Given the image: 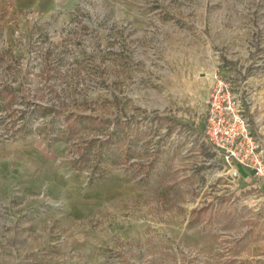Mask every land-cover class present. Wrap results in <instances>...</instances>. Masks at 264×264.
I'll return each instance as SVG.
<instances>
[{
  "label": "rangeland",
  "instance_id": "374dc122",
  "mask_svg": "<svg viewBox=\"0 0 264 264\" xmlns=\"http://www.w3.org/2000/svg\"><path fill=\"white\" fill-rule=\"evenodd\" d=\"M215 74L264 146V0H0L13 264H264V182L203 138Z\"/></svg>",
  "mask_w": 264,
  "mask_h": 264
},
{
  "label": "built area",
  "instance_id": "2783aa9c",
  "mask_svg": "<svg viewBox=\"0 0 264 264\" xmlns=\"http://www.w3.org/2000/svg\"><path fill=\"white\" fill-rule=\"evenodd\" d=\"M204 115L203 138L211 144L215 154L220 152L223 155L230 166V176L238 180L257 179L264 182V146L252 134L240 94L232 89L226 76L214 75ZM13 116L15 119L7 122L8 129L15 136L40 128L28 112L14 113Z\"/></svg>",
  "mask_w": 264,
  "mask_h": 264
},
{
  "label": "crops",
  "instance_id": "0c3cea01",
  "mask_svg": "<svg viewBox=\"0 0 264 264\" xmlns=\"http://www.w3.org/2000/svg\"><path fill=\"white\" fill-rule=\"evenodd\" d=\"M260 103H262V98L259 101V105ZM260 117H262V115H260ZM0 246L7 248L3 251H0V253H3L6 255V257H9L11 260V264H13V258H14V253H15L14 250L12 249L14 246L13 241H0ZM0 264H3V263H0Z\"/></svg>",
  "mask_w": 264,
  "mask_h": 264
},
{
  "label": "trees",
  "instance_id": "16d2710c",
  "mask_svg": "<svg viewBox=\"0 0 264 264\" xmlns=\"http://www.w3.org/2000/svg\"><path fill=\"white\" fill-rule=\"evenodd\" d=\"M80 122H81L80 119L76 120V123L80 124ZM67 126H68V130H69V128H70V129L72 128V124H68Z\"/></svg>",
  "mask_w": 264,
  "mask_h": 264
}]
</instances>
